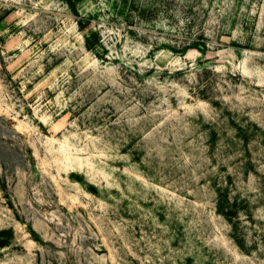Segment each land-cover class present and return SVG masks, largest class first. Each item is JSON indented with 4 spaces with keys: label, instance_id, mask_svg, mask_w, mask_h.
<instances>
[{
    "label": "rangeland",
    "instance_id": "1",
    "mask_svg": "<svg viewBox=\"0 0 264 264\" xmlns=\"http://www.w3.org/2000/svg\"><path fill=\"white\" fill-rule=\"evenodd\" d=\"M0 264H264V0H0Z\"/></svg>",
    "mask_w": 264,
    "mask_h": 264
}]
</instances>
